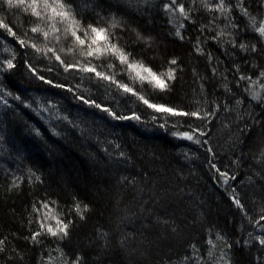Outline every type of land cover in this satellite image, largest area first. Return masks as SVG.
Listing matches in <instances>:
<instances>
[{"label":"trees","instance_id":"16d2710c","mask_svg":"<svg viewBox=\"0 0 264 264\" xmlns=\"http://www.w3.org/2000/svg\"><path fill=\"white\" fill-rule=\"evenodd\" d=\"M64 3L85 45L42 5L0 0V264H264V0H177L186 17L170 0ZM88 25L175 78L160 90L86 55Z\"/></svg>","mask_w":264,"mask_h":264},{"label":"snow or ice","instance_id":"6c2138e0","mask_svg":"<svg viewBox=\"0 0 264 264\" xmlns=\"http://www.w3.org/2000/svg\"><path fill=\"white\" fill-rule=\"evenodd\" d=\"M201 2L203 4H205V6L208 7V9L210 11L215 9V10L220 11L222 14H227L230 12V8L226 5L225 0H218L217 3H212V0H201ZM6 3L10 7H18L21 5H26L25 10H28L30 8L32 14H34L37 17H41V18H43L42 13L37 10L39 6L42 5L46 10L51 9V12L53 15L48 17V19L55 21L56 17H59V22L63 23L65 21H67L68 22V28L66 29V32H70L71 36L75 38V42L77 44H79V45H85L86 44V40L78 34V30H81L80 22L74 18V16L72 15V12H71V6L66 5L64 3V0H52L51 3L49 2V0H30V2H29V0H6ZM174 5L176 6L174 9L175 11H179V13L182 16H185V17L187 16V12L185 11L184 5L183 4H177V0H170V3L165 4L164 5L165 11H172ZM237 6L240 7V9L244 15H248L247 10L245 8H243L242 3H238ZM250 19H251V22L254 26V30L256 32H258L261 36H264V21H260L259 27H255V24H256L255 17H251ZM182 26L183 25H181V27ZM0 28H5L8 30V32L10 34L14 35V33L12 32V29L9 28L8 25L3 23L2 21H0ZM31 30L33 32L41 31V29L38 27H34ZM58 31H59V29L56 28L55 22L52 23L51 32L55 33ZM83 32H84V36L88 37L91 40V44L89 45L90 50L86 53V55H88V56L103 55V54H106L108 52H111L112 54L117 55L120 62L122 64H126L127 68L130 71L135 72L134 78H139L141 81L148 80L149 83L153 84V87L159 88L160 90L167 89L168 88V81L173 80L175 78V76H174L175 70L174 69H169L165 73L157 74V73L153 72L151 68H148V67H146L140 63L129 62V57L127 54H125L115 44L109 43V36H108L106 29L98 28V27H95L92 25H88L87 28L83 29ZM43 34L47 38L50 35V32H44ZM176 34L178 36L180 35L179 30H177ZM57 39H58V37H57ZM101 42H104V47H99V46H97L96 48L91 47V45H99ZM23 43L24 42H21L22 45H23ZM240 47L243 49L246 46L240 45ZM49 51H52V49H49ZM56 59L60 60V57L57 56ZM169 63L172 65H175L176 61L171 60ZM6 65H7L8 69H11L14 67V65L11 61H7ZM71 67H74V65H66V68H71ZM84 70L95 72V68H85ZM96 74H97V76H100L101 78L111 79V77L105 76L102 73H96ZM144 74H147V75H144ZM261 76H264V73H261ZM149 77H150V79H149ZM165 77H166V79H165ZM241 79L243 80L246 78L241 77ZM118 86L123 88V90L125 92H133V89L128 87L127 85L120 84ZM262 87H264V85H262ZM133 94H135V93L133 92ZM139 98L141 100H143V102L145 104H147L149 107L155 109L158 112L169 113L172 115H192V116H198L199 115V113H197V112L185 113V112L179 111L177 109L166 107L163 105L151 104L144 97H139ZM253 99H260L259 93H253ZM105 111H107V109H105ZM117 118L118 119H129L130 117H117ZM182 135H184L188 139H193L192 135H190L188 133H184ZM221 175L227 177L226 173H221ZM235 203L237 204V206H240L239 199H235ZM85 208H86V206H85ZM77 211H80L79 205H77ZM261 220H264V216H261ZM66 228H67V225L64 224L62 227L59 228V231L64 232V234L67 235ZM48 231L52 232L53 235L57 234L56 232H53L51 228H49ZM38 235H39V233L34 234L33 240H35L36 236H38ZM260 243L264 244V238L260 239ZM0 244H3V241H0Z\"/></svg>","mask_w":264,"mask_h":264},{"label":"rangeland","instance_id":"374dc122","mask_svg":"<svg viewBox=\"0 0 264 264\" xmlns=\"http://www.w3.org/2000/svg\"><path fill=\"white\" fill-rule=\"evenodd\" d=\"M49 2L51 3L52 2V0H49ZM43 7V6H42ZM43 9L45 10V8L43 7ZM48 10V13H50V16H52L53 14H52V12H51V9H47ZM47 10H45V11H47ZM65 23H67V26H68V22L67 21H65ZM144 75H147V74H144ZM139 79V78H138ZM149 79H150V77H149Z\"/></svg>","mask_w":264,"mask_h":264}]
</instances>
